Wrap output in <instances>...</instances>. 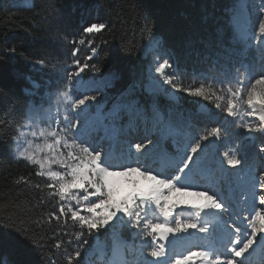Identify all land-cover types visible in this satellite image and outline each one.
<instances>
[{
	"label": "trees",
	"instance_id": "1",
	"mask_svg": "<svg viewBox=\"0 0 264 264\" xmlns=\"http://www.w3.org/2000/svg\"><path fill=\"white\" fill-rule=\"evenodd\" d=\"M22 1L0 0V264H68L67 255H74L84 240L89 243L77 258L80 264H102L103 251L93 247L95 234L89 236L85 228L77 240L78 222L63 218L48 223L50 213H58V197L44 187L51 181L35 175L37 165L13 155L18 126L45 89L67 85L79 60L81 66L88 65L82 79L113 75L97 97L103 109L112 107V116L119 119L124 106L112 105L135 96L146 107L137 121L145 118L152 132L154 119L148 108L154 106L164 120L173 105L146 90L150 59L144 55V44L160 37L161 49L171 56L184 83L227 80L245 58L231 23L235 0H31L27 6ZM93 23L106 27L85 33ZM193 100L181 91L177 107L198 110L201 103ZM209 111L220 114L216 104ZM172 139L166 138L170 150ZM20 177L29 182L17 183ZM110 249L108 244L106 251Z\"/></svg>",
	"mask_w": 264,
	"mask_h": 264
},
{
	"label": "snow or ice",
	"instance_id": "2",
	"mask_svg": "<svg viewBox=\"0 0 264 264\" xmlns=\"http://www.w3.org/2000/svg\"><path fill=\"white\" fill-rule=\"evenodd\" d=\"M257 25V35L264 42V19H259ZM105 27L106 25L103 23H93L84 28V32H99ZM80 43L82 44L84 41L81 40ZM77 51L78 49L72 53L73 56ZM95 51L96 49L93 48L92 52L95 53ZM75 63L78 66V71L69 74L70 81L73 77H79L84 68L88 67L86 63L81 66L79 60ZM172 68L173 65L164 59L162 63H157L155 73L159 74L163 83L171 85L176 91L186 92L191 96L204 99H210L209 93L216 94L211 84L200 83L196 87H184L175 73L168 71ZM220 90L224 91L223 88ZM226 91L228 93L227 106L223 111L227 112L229 116L236 117L240 115L242 104H246L252 110L251 114H256L261 126H264V73L260 74L258 78H253L249 73L244 80L236 81L235 88L229 85ZM58 95L66 103H70L71 108L74 109L85 105L89 99H96L95 96H85L83 99L73 100L68 90H64ZM217 99H223V97H217ZM216 107L220 108L221 105L217 103ZM62 123L65 125L64 127L60 126ZM242 126L251 131V127L247 123ZM22 127L32 128L30 136L33 139H27L29 134L20 130ZM17 132L14 139L23 140L27 145L18 152V158L26 160L29 164L38 165L35 175L46 177L51 181L44 187L53 189L50 196L58 197V213H50L48 223H51L52 220L59 223L63 218H70L74 223L78 222L81 231L76 233L77 240H80L85 234L83 231L85 228L89 236L95 234L93 247H101L104 253L102 264H128L120 255L117 225L121 227L130 225L132 228L140 229L145 237H152L151 250L148 255L154 260L147 261L146 264H192L196 258L201 259L204 264H244L247 258L246 254H250V249L254 250V245L259 244L264 247V211L258 210L255 193H253L254 199L249 215L244 217L247 226L242 228L235 221L230 224L228 220L224 219L228 205L226 201L218 198V193L210 195L207 189L189 191L191 186L185 183L188 172H191V166L196 162L198 154L206 147L201 141H207L210 137L220 138V128H212L205 135L194 138L193 142L186 144L184 154L175 166L176 172L180 174L164 177L160 173L153 174L149 168L142 170L141 167L133 166L130 163H111L109 153L87 144L83 140L77 124L71 123L67 117L63 121L56 120L54 124L49 123L46 126L35 127L29 120L24 125L18 126ZM144 147L140 143L135 144L138 153ZM260 151L264 152V148H261ZM224 158L227 164L233 168L241 165L242 162L235 153L225 152ZM53 165L63 171L54 170ZM186 169L188 172H185ZM136 177L152 182L150 187L139 190L136 187L138 184ZM120 178L126 179L133 186V190L122 195L119 190ZM21 181L29 182L25 177H20L16 182L20 183ZM36 187L39 188L41 185L37 184ZM261 187L264 188V181H261ZM173 196H197L202 197L204 202H183L179 199L173 200ZM72 202H75V205ZM181 203H185L186 207L191 208L192 214L185 217L176 212ZM259 205H264V195L259 197ZM97 209H101V211H97ZM82 212L86 214L82 215ZM149 212L152 213L151 216H149ZM157 212L159 215H156ZM125 217H127L126 220ZM102 230L105 231L102 233ZM189 230L207 235L216 231L221 232L227 239V243L224 245L226 258L222 259L219 249L213 247L208 250H187L186 255L175 258L168 257L164 242L169 241L170 236L175 238L181 233H189ZM109 233L113 240L111 255L104 251V247H102L104 242L101 241V234L107 237ZM2 242L0 239V243ZM88 243V240H84L82 244L78 245L79 250L75 251L74 255H67L68 264H73L74 259L77 260V264H80L77 258L81 257V252ZM55 247L60 248L61 244L57 243Z\"/></svg>",
	"mask_w": 264,
	"mask_h": 264
},
{
	"label": "rangeland",
	"instance_id": "3",
	"mask_svg": "<svg viewBox=\"0 0 264 264\" xmlns=\"http://www.w3.org/2000/svg\"><path fill=\"white\" fill-rule=\"evenodd\" d=\"M22 3L24 6H27L31 3V0H23ZM239 3L243 5L244 22L247 27H249L246 28L244 25L243 30L245 31L246 36L248 31L250 32L252 37L251 42L245 41L244 39L246 38L243 39L239 36L238 31L235 29L234 19L235 15H238L237 6ZM259 19H264V0L235 1L232 10V23L236 37L244 44L243 51L247 52L244 54L245 63H243L244 60L240 61L241 65L238 68L232 69L234 78H231L228 82L223 83L220 86L217 83L212 84L201 81V83H204L205 85L211 84L212 88L215 90V95L209 93L210 99L193 96V101L200 102L202 110L204 111H209L211 104L219 103L221 107L218 109L220 110L221 116L218 117V119H214V116L204 118L205 115H203L202 118L203 113L190 111L182 113L176 108V106H174L167 115V126L165 129L159 128V125L162 127L161 121L157 124L155 120L153 124L154 133L146 135L145 129L141 128V126L144 127L141 121H135L133 126L130 125L131 129L128 128V118L130 120L131 118L137 120V117L146 111V108L139 102L137 97H131V100L127 102V99L124 96L118 103L112 105L114 107L117 105L124 106L122 107V110H120L121 114L119 117H121V122H119L112 117L114 114V111L111 110L112 107H110L109 110L103 109L102 103L99 102L97 98L102 94L101 90H103L111 81L112 76L105 75L99 79H82L81 72L79 77H73L71 81L68 80V83L64 88L59 90L45 89L40 100L29 105L24 124L26 121L30 120L33 127L46 126L49 123L54 124L56 120L63 121L65 117H67L71 123L77 124V128L80 133H82V138L87 144H91L98 150H103L104 152L109 153L111 163H130L133 166L141 167L142 170L144 168H149L152 170L153 174L160 173L162 177L180 174L176 172L175 166L179 163L180 157L184 154V146L186 144L193 142L194 138H199L200 136L205 135L207 132L211 131L212 128H220V138L210 137L207 141H201L206 147L198 154L196 162L191 166V172H188L187 169L185 170V172H188V178L185 180V183L191 186L188 189L189 191L195 192L207 189L209 190L210 195L218 193V198H225V201H228V186L223 182V175L229 173V176L232 170L229 172L224 170L222 174V169H226L229 166L224 158L225 152H229L230 154L235 153L237 158L242 161L241 165L237 166L233 172V178L235 181L237 180L238 173L241 175V177H239L240 180L238 179L240 184H242L243 181L245 182L247 179L252 178L255 174L258 175L260 172H262V174L259 176H264V155H262L260 151L261 148H264V126H261L258 116L256 114H251L252 110L249 109L246 104H242L240 115L236 117L229 116L227 112L223 111L227 106L228 93L226 89L229 85H232L233 88H235L236 81L238 79L244 80L245 76L249 73L253 78H258L260 74L264 73V64L262 63L264 62V52L262 49L264 44L260 42L261 38L259 35L256 34L253 36L255 31H257V21ZM149 41L154 44L153 49H150L149 46H145ZM145 45L143 46L144 55L150 59L147 64V75L149 77L146 83L147 91L163 95L167 99L172 100L174 104L178 103V96L181 91H176L171 85L163 83L159 74L155 73L157 63H162L164 59H167L169 63L173 65V68L168 71L174 72L178 77V72L176 71L171 56L161 49L159 40L150 39ZM76 71H78V66L75 63L73 65V72ZM178 79L185 87H188L189 85L196 86L200 83L197 80L192 83H184L179 77ZM245 83H247V81H245ZM222 88L224 91L220 90ZM64 90L69 91L73 100L83 99L85 96H95L96 99H89L85 102V105L74 109L71 108L70 103H66L63 98L59 97L58 94ZM81 90L83 92H80ZM217 97H223V99H217ZM148 109L154 117H160L156 114L153 106H150ZM208 119L213 120L215 122L213 124L215 125H210L212 123L207 121ZM177 123L180 124V128L175 127V124ZM245 123L251 127V131L242 126ZM60 126L64 127L65 125L62 123ZM20 130L29 134L27 135V139H33L30 136L32 130L31 127H22ZM168 131H171L174 138L181 144V149L173 151L170 156L165 153L163 148H155L157 143H162V141H164V135H166ZM36 142L39 143L40 141ZM137 143L145 146L139 153L136 152L135 149V144ZM26 146L27 145L23 140L17 141L14 139V144L12 145L13 155L18 158V152L22 151ZM244 146L247 147L246 155L242 152ZM129 155H131V158H128ZM113 156L116 157V160H114L115 158L113 159ZM160 158L163 159V162H161ZM156 159L159 161H155ZM260 164L262 165L261 169H259ZM255 166L258 167L255 169ZM53 169L63 171V169H59L56 165H53ZM221 175L222 179L220 178ZM136 179L138 181L136 187L139 190L147 189L152 183L150 181H145L140 177H136ZM237 182L234 183V187L240 185L237 184ZM119 190L121 194L124 195L132 191L133 186L129 184L126 179L120 178ZM243 191L245 192L247 189ZM259 192L261 193V191H258L257 193ZM260 193L257 194L256 197L260 195ZM165 194L171 195L168 193ZM172 199H179L183 202H197L199 197L173 196ZM258 199L259 198H257V200ZM72 203L75 205V202ZM97 211H101V209H97ZM176 212L187 217L192 214L193 210L186 207L185 203H181L180 206L177 207ZM81 214L83 215L86 213L82 212ZM151 215L152 213L149 212V216ZM156 215H159V213L157 212ZM124 219L126 220L127 217ZM104 231L105 230H102V233ZM116 231L120 238V252L126 248H128V251L130 252L129 257L126 260L128 264H146L147 261L154 260V258L148 255V252L151 250L152 237H145L140 229L132 228L130 225L125 227L117 225ZM131 235L132 237H130ZM101 236L104 237V245L102 246L104 247V251L107 249L108 244H110L111 250L108 253L111 255L113 246L111 233H109L107 237L103 234H101ZM205 236L208 235L196 232L195 230H189V233H181L175 238L170 236L169 241L160 242L166 243L168 257L175 258L176 256L186 255L187 250L196 251L203 250L201 246L209 247V245H200ZM213 236L214 233L210 236L211 241H213ZM133 238L137 241L136 244L133 241ZM97 251H102L101 247H97ZM221 256L222 259L226 258V255L221 254ZM192 264H204V262L201 259L196 258L193 260Z\"/></svg>",
	"mask_w": 264,
	"mask_h": 264
},
{
	"label": "bare ground",
	"instance_id": "4",
	"mask_svg": "<svg viewBox=\"0 0 264 264\" xmlns=\"http://www.w3.org/2000/svg\"><path fill=\"white\" fill-rule=\"evenodd\" d=\"M243 11H244L243 5L241 3H239L238 6H237V13H238V15H235L234 22H235V29L238 31V35L241 36L244 39L247 36L245 35V31L243 30L244 29L243 27H244V25L246 26V28H249V27H247V25L244 22V12ZM257 28H258V25H257ZM256 34H257V31H255V34H253V36L256 35ZM260 42H262L261 39H260ZM262 43L264 44V42H262ZM145 46H149L150 49H153L154 48V44H152L151 41H149ZM262 63L264 64V62H262ZM175 127L176 128H178V127L180 128V124L179 123L175 124ZM242 152H243L244 155L247 154V147L246 146H244V150ZM261 154L264 155V152L261 151ZM257 167L258 166H255V169ZM231 168H233V167L232 166H229V167H227V169L223 168L222 169V174H223V171L224 170L225 171L227 170L228 172L231 171L232 170ZM261 168H262V165L260 164L259 165V169H261ZM261 174H262V172L258 173V175L255 174L250 179H247L244 182V184L242 186L238 187L236 190L239 191V190H241L242 187H247L250 190H252V193H255V197H256L257 194L260 193V192L257 193L258 191H261L260 194L264 195V188L261 187V181H264V176H259ZM220 178L222 179V175H221ZM201 198L202 197H199V199H197V202L203 203L204 202L203 201V198L202 199ZM252 199H254V198L252 197ZM259 206H261L260 207V210L261 211H264L263 210L264 207L262 205H259ZM261 208H263V209H261ZM224 219L228 220L230 224L233 222V219L230 216H228L227 213H225ZM200 244L201 245H204V246L205 245H209V247H212L213 246V243H211V240L209 238V235L207 236V238L204 239V242L203 243H200ZM219 253H222V251L219 250ZM248 257L251 259V256H248ZM251 261L255 263V259H251Z\"/></svg>",
	"mask_w": 264,
	"mask_h": 264
}]
</instances>
